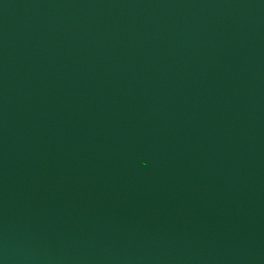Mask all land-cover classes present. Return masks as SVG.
<instances>
[{"label":"water","instance_id":"obj_1","mask_svg":"<svg viewBox=\"0 0 264 264\" xmlns=\"http://www.w3.org/2000/svg\"><path fill=\"white\" fill-rule=\"evenodd\" d=\"M0 264H264V0H0Z\"/></svg>","mask_w":264,"mask_h":264}]
</instances>
